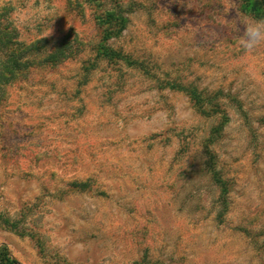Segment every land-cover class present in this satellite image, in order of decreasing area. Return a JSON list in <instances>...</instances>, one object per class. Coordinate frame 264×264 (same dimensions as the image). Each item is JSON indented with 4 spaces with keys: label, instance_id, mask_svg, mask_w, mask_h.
Instances as JSON below:
<instances>
[{
    "label": "rangeland",
    "instance_id": "obj_1",
    "mask_svg": "<svg viewBox=\"0 0 264 264\" xmlns=\"http://www.w3.org/2000/svg\"><path fill=\"white\" fill-rule=\"evenodd\" d=\"M239 2L0 0L25 42L97 38L95 17L120 5L114 46L216 112L124 65L101 63L77 91L88 52L10 86L0 246L19 264H264V21Z\"/></svg>",
    "mask_w": 264,
    "mask_h": 264
},
{
    "label": "trees",
    "instance_id": "obj_2",
    "mask_svg": "<svg viewBox=\"0 0 264 264\" xmlns=\"http://www.w3.org/2000/svg\"><path fill=\"white\" fill-rule=\"evenodd\" d=\"M239 3V10L242 13L264 21V0H240ZM122 11L119 5L110 10L105 17H95L97 27L101 29L97 38L93 35L84 36L70 31L58 41L38 37L25 42L19 38L18 30L7 19V8H0V109L4 108L8 102L10 86L28 81L30 76L42 67L54 68L88 52L89 56L81 62L77 89L89 82L91 73L101 63L109 64V67L115 70H119L121 65H124L152 79L160 86V89L165 87L186 93L198 112L215 115L216 112L211 113L207 110L208 106H214L213 97L201 94L191 84L170 79L161 80L152 67H148L142 60L123 48L114 46L112 40L121 36L129 21ZM162 81L164 84L161 83ZM221 121L220 119L218 122ZM221 128V123H216L212 126L211 132L218 133ZM210 167L209 172L213 181L225 191L226 182L221 179L215 166L210 165ZM69 186L83 189L86 183L72 181ZM0 264H19V262L8 252L6 246H0Z\"/></svg>",
    "mask_w": 264,
    "mask_h": 264
},
{
    "label": "clouds",
    "instance_id": "obj_3",
    "mask_svg": "<svg viewBox=\"0 0 264 264\" xmlns=\"http://www.w3.org/2000/svg\"><path fill=\"white\" fill-rule=\"evenodd\" d=\"M247 31H248V35H249L250 37H252V36L255 35V32L258 31V30L249 27Z\"/></svg>",
    "mask_w": 264,
    "mask_h": 264
}]
</instances>
